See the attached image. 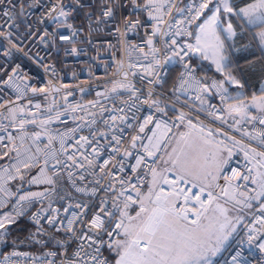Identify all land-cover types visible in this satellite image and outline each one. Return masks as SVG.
<instances>
[{
    "label": "built area",
    "instance_id": "2783aa9c",
    "mask_svg": "<svg viewBox=\"0 0 264 264\" xmlns=\"http://www.w3.org/2000/svg\"><path fill=\"white\" fill-rule=\"evenodd\" d=\"M13 2L15 3L16 0ZM29 2L30 0H25L26 4ZM58 2L65 6V10L71 9L74 4V0H40L42 6L31 8L25 18L16 21L20 25L19 28L10 29L8 25L12 21L7 20L6 17H0V24L3 25L0 31H12L14 33L12 39L20 49H23L20 51L13 48L11 54L5 56L4 52L11 48V45L0 39V79L6 80L7 76L4 72L11 74V70L19 65V78L15 83L25 93L21 95L12 87L0 85V104L5 105L0 108V137H3V140H0V185L8 190L0 191V212L7 211L14 215L20 208L17 203L19 195L26 192H41L51 187L45 184L29 183L31 176L37 175L39 167L43 166L45 152H55L58 158L68 165L72 164V161L67 159L71 155L83 164V167L73 166L68 169L60 166L63 179L56 185L55 192L46 199H34L31 206L27 208L26 215L17 219L26 221L32 227V232H35L36 225L30 219L31 213L41 207L48 208L49 204L52 209L58 210L55 215L59 220L64 221V226L69 219H73V212L80 214L87 211V218L90 219L94 212L99 211L102 200L107 201L110 209L114 202L118 203L122 209L126 197L120 196L117 199L118 193L122 190L119 180L123 178L126 181L123 188L127 189V194L133 195L134 198L135 192L127 181L131 180L141 192L146 189L151 175H145L147 168L143 165L137 168L136 172L132 171L136 157L144 155L142 145L148 144L147 137L152 136L153 131L156 133L153 143L156 139L161 141V151L157 153V157L163 155L175 130L183 125L178 119L181 113H184L192 123L212 130L215 136L225 141L232 149L233 155L226 174L231 175V168H236L242 174H246L248 168H253V164L246 160L241 146L250 150L256 149L257 152L264 151V145L261 144L264 136L260 135L264 133V124L260 123V119L264 116H258L255 119L246 117L242 121L229 117L227 115L228 94L222 99V94L211 87L219 80L212 77L206 81L198 67L191 63L194 55L191 59L184 57L181 61L179 57L173 56L170 50V40L177 28L194 34L175 37L178 41L182 44H195V27L203 16L189 24L188 11L178 10L198 6L201 0H157V3L164 4V8L159 13L153 11V15L158 16L162 21L159 23L150 19L148 11L143 8L148 0H137L142 6L140 9H133L128 6V0H123L125 7L117 13V19L121 15L128 17L129 13H133L131 18L138 17L142 23L141 27L129 32L126 37L116 33L115 26L111 22L107 26L101 25L99 32L93 31L89 35L87 13L95 12L98 15L104 0H80L83 8L75 5L76 11L72 12L68 20L73 27L57 28L55 23L47 19L46 14ZM215 2L217 0H212L209 8ZM8 7L5 0L3 4H0V12ZM207 11L206 9L205 13ZM41 16H44L45 22L39 25V31L34 36L22 41L16 39V36L26 31V24H31L35 29L37 25L34 21ZM154 24L160 28V32L153 37L152 47L157 50L155 53L147 44ZM74 29L78 30L75 36L72 35ZM45 31L48 33L56 31L57 35L53 38L51 35H44ZM61 35L68 36L69 39L61 40ZM41 36L43 41L40 39ZM165 41L168 43L166 44ZM73 47L77 49L75 53L72 52ZM169 57L171 59H168ZM157 60L160 61L159 64L156 63ZM166 60L167 63H165ZM185 62L192 69L190 73L184 68ZM173 73L176 75L175 82L165 90L166 83ZM149 80L152 83H149ZM198 81L200 83H197ZM120 84L133 86L135 96L139 99L132 97L131 88L119 87ZM204 85L208 86L210 95L203 90ZM114 87L115 91H113ZM32 88L44 91L34 94L31 91ZM150 91L151 97H149ZM207 95L211 98L210 100L206 99ZM145 99H149L148 104L143 103ZM151 100H157L159 107L165 110L164 113L158 112L156 106L151 104ZM36 104L40 107L36 108ZM13 107L17 109L15 122L7 111L8 108ZM21 108L23 112L19 111ZM57 113L61 115L57 117ZM150 114L153 115V123L147 124L145 132L140 133V125ZM113 116L116 117L115 120L112 119ZM217 116L221 119H217ZM21 119L35 120V123H25L24 128L21 129L19 125ZM42 121L49 122L42 127ZM156 121L161 123L160 128H155ZM73 129L75 131H72ZM33 133H40L39 140H34ZM9 135L14 139L9 140ZM136 135L143 139L138 140L136 148L133 149L131 138ZM21 136L24 137L23 146H21ZM50 136L53 137L51 144L48 143ZM81 136L88 137L91 143H85L80 139ZM113 136L120 140L119 144ZM233 141H240V143L234 144ZM14 145L20 149L18 158L13 151ZM37 147L41 149L39 153H36ZM28 148H31L30 153L26 151ZM93 149H101L100 156L96 158L98 164L110 156L113 157L108 168L112 170L114 176L101 180V185L107 188V185L111 183L115 191L112 189L104 191L95 183L99 176V169L89 166L83 158L87 156L88 159H94ZM113 149H119V151L113 152ZM126 151H131L132 156H126ZM32 154L40 157V165L24 169L22 162ZM52 163L54 161H50L48 175L53 174ZM148 163L151 164L152 160L149 159ZM113 164L116 165L115 168H112ZM121 164L124 168L123 172L119 170ZM13 165L19 166L25 175L22 187ZM153 166L157 167V164ZM68 171L73 173L72 180L68 178ZM10 175L17 178L10 179ZM166 175L169 179H174L171 173ZM81 176L84 178L81 179ZM218 183L223 184V180ZM239 183L246 182L239 181ZM163 186L167 191L168 185ZM94 188L97 191L93 192ZM253 188L256 187L247 182V189L241 188L240 191ZM77 189H84V191H77ZM215 191L218 192L219 189ZM78 203L88 205V209L77 208ZM66 208L67 212L64 211ZM258 208L257 201L253 211L241 212L247 220L216 264H232V258L237 253L240 254V264H264V250L259 247V244L264 243V239L257 238L249 242L248 238L254 219L259 215ZM112 210L115 211V209ZM41 215L43 216L44 213ZM118 216L117 212L116 217H113V223ZM40 223L49 232L54 231L53 228H49L46 219H41ZM75 227L79 229L81 225L77 223ZM255 227L260 226L255 225ZM253 235L259 237L262 233H253ZM58 236L67 238L63 230L58 233ZM43 239L47 240L48 237ZM28 242L36 246L38 251L9 248L0 256V264H47V261L52 260L59 264L63 259L62 255L55 257L48 255L49 252L57 250L54 242L47 244ZM75 247L76 244H72L68 253L71 254ZM104 255L106 256V251Z\"/></svg>",
    "mask_w": 264,
    "mask_h": 264
},
{
    "label": "snow or ice",
    "instance_id": "6c2138e0",
    "mask_svg": "<svg viewBox=\"0 0 264 264\" xmlns=\"http://www.w3.org/2000/svg\"><path fill=\"white\" fill-rule=\"evenodd\" d=\"M4 2L5 0H0V4ZM7 3L9 7L0 12V17H6L7 20L12 21L8 25L10 29L20 27L16 21L20 18H25L28 10L36 6H42L40 5V0H30L27 4L25 0H16L15 3L13 0H7ZM211 3L212 0H201L198 6L178 10L180 12L188 11L190 17L188 19L189 24L205 15L206 9L211 12V15H207L197 25L198 31L195 33V44H182L178 41L175 37H182L185 34L192 36L194 34L191 31L185 32L177 28L172 34L173 38L170 40V50L173 56H177L183 61L184 57L191 59V56L197 52L204 55V58L207 59L206 51L208 48H211L216 71L223 75V79L214 82L211 87L221 93V98L224 99L228 93V88L225 85L243 87L241 81L230 70L232 60L229 51L233 45H229L227 42L235 37L237 33L230 20L227 26L223 27L220 16L221 7L220 5H215L213 8H209ZM75 5H80L83 8L80 0H74L73 7L69 10H65V6L58 2L56 6L47 12V19L55 23L57 28H72L73 26L68 23V20L72 12L76 11ZM222 5L225 14L229 16L233 14L234 9L228 3V0H222ZM128 6L133 9H140L142 7L137 0H128ZM124 7L123 0H104L103 7L98 15L95 12L87 13L89 35L93 31L99 32L101 25L107 26L110 22L115 26V32L119 33L121 37H126L129 32L141 27L142 23L138 17L136 19L131 18L133 13H129L128 17L121 15L117 19V13ZM143 8L148 11L150 19L157 21V23L162 22L158 16L153 15V11L159 13L164 8L163 3H157V0H148ZM235 15L240 19L246 18L248 25H255L258 22L264 26V0H258L257 3L240 8ZM44 22V16L37 17L34 21L37 27L34 29L31 24H26V31L16 36V39L22 41L34 36L39 31V25ZM0 27H3V25L0 24ZM77 31L74 29L72 35L75 36ZM159 32L160 28L154 24L152 34L147 39V44L153 53L157 51L152 47L153 37ZM13 35L12 31H0V39L7 41L11 45V48L4 52L5 56L10 55L13 48L20 51L23 50L14 42L12 39ZM44 35H51L54 38L57 32L48 33L45 31ZM257 36L261 43V55L264 56V31L257 33ZM40 39L43 41V36ZM60 39L68 40L69 37L61 35ZM89 42L91 41L89 40ZM165 43L167 44L168 41H165ZM76 51L77 49L73 47L72 52L75 53ZM168 59H171V57ZM156 63L159 64L160 61L157 60ZM165 63H167V60ZM19 67L17 65L13 68L11 74L5 71L4 75L7 76V79H0V85L12 87L17 92H20L21 95H24V91L15 83L16 79L19 78ZM184 68L189 73L192 71L186 62L184 63ZM149 83H152V81L149 80ZM197 83L200 82L198 81ZM118 86L131 88L132 97L139 99V97L135 96L133 86L125 84ZM25 87L27 88V86ZM203 90L208 91V86L204 85ZM31 91L35 94L44 90L32 88ZM113 91H115V87ZM262 91H264V86H262ZM151 95L150 91L149 97ZM256 99L254 96L253 100L255 101ZM259 99L262 103L257 106L264 112V96H261ZM143 103L148 104L149 99H145ZM151 104L156 106L158 112L164 113L165 110L159 107L157 100H151ZM35 106L36 108L40 107L39 104ZM3 107L5 105L0 104V108ZM227 110L230 114L235 113L241 116L245 113V108L242 105H229ZM7 111L12 121L15 122L17 109L13 107L8 108ZM19 111L23 112V109L21 108ZM59 115L61 114L57 113V117ZM216 118L221 119L219 116ZM112 119L115 120L116 117L113 116ZM178 119L183 121L185 114L181 113ZM48 122L42 121L41 126L43 127ZM25 123H35V120L25 121L21 119L19 121L21 129L24 128ZM151 123H153V115L150 114L144 123L140 125L139 132L144 133L145 126ZM260 123L264 124V118L260 119ZM188 124L191 128H196V125L192 124L191 120L188 121ZM160 127L161 123L156 121L155 128ZM72 131H75V129ZM188 135L180 133V140L185 141V147H173L171 152H166L167 159L163 155L157 157V153L161 151V141L156 139L155 143H153V139L156 137L155 131H153L152 136L147 137L148 144L142 145L144 155L136 157V163L132 166V171L136 172L137 168L141 165L147 168L145 175L150 174L152 177L148 191L147 193H142L136 184L129 180L127 184L135 192L134 198L133 195L127 194V189L123 188L126 181L121 178L119 183L122 186V190L118 193L117 199L120 196L126 197L122 209L115 202L110 209L107 201L102 200L99 211L94 212L90 219L87 218V211L80 214L73 212V219H69L67 225L64 226V221L59 220L58 216L55 215L58 210L52 209L51 204H49L48 208L41 207L31 213L30 219L35 223L36 230L35 232H30L24 239L42 244L54 242L57 250L49 252L48 255L53 257L62 255L63 259L60 260L59 264H112V261L104 255L105 251L115 253V264H215L214 257L220 251L223 242L236 230V223L242 219L239 215L233 218L230 213L232 211L240 213L245 208H253L252 201H258L259 215L255 217L253 227L249 230V242L257 238L264 239V171L259 170L264 169V151L257 152L256 149H251V155L248 151L244 153L248 163L253 164L257 169L255 176L252 175L253 168H248L246 174H242L236 168H231V175H228L226 174V170L233 153L225 141H217L212 130L209 129L205 132L203 127L199 128L198 135L190 143L187 140ZM260 135L264 136V133H260ZM33 136L34 140H39L40 133H33ZM8 139L13 140L14 138L9 135ZM20 139L22 141L21 146H23L24 137L21 136ZM52 139L53 137L50 136L48 140L49 144H51ZM80 139L85 141V143H91L88 137L81 136ZM113 139L116 140L117 144L120 143L117 137L113 136ZM142 139L143 137L139 135L132 136L131 148L135 149L137 141ZM0 140H3V137H0ZM179 143L180 141H177L178 145ZM233 143L239 144L240 141H233ZM261 144L264 145V139L261 140ZM13 151L16 152L18 158L20 156L19 147L14 145ZM26 151L30 153L31 148H28ZM40 151L41 149L37 147L36 153ZM118 151L119 149H113V152ZM93 152L94 159H88L87 156L83 158L89 166L99 169V176L95 180V183L100 185L104 191L108 189L115 191L111 183L107 185V188L101 185V180L114 176L112 170L108 168L113 157L110 156L98 164L96 158L100 156L101 149H93ZM125 155L132 156V152L126 151ZM67 159L72 161L71 165L61 161L55 152L44 153L43 166L39 167L37 175L31 176L29 183L45 184L51 187L45 188L41 192H26L19 195L17 201L20 206L19 211H16L14 215H0V229L3 230V232H0V241L4 239L5 234L8 232V225L16 223L19 217L25 216L27 208L31 206L34 199H46L55 192L56 185L63 179L60 166L68 169L73 166L83 167V164H80L73 156L69 155ZM149 159L152 160L151 164L148 163ZM50 161H54L51 164L52 175H48ZM40 162V157L32 154L22 163L24 169H31L39 166ZM161 162L163 164L161 169L153 166ZM12 167L15 168L22 187L25 175L21 172L19 166L13 165ZM115 167L116 165L113 164L112 168ZM119 170L121 172L124 171L122 164ZM166 173H171L174 179H169ZM17 176L10 175L9 178L16 179ZM68 178L69 180L73 178L71 171H68ZM80 178L83 179L84 177L81 176ZM220 180H223V184L218 183ZM239 181L246 183L240 184ZM247 182L256 185V188L240 191L241 188L247 189ZM163 185H168L167 191ZM194 189L196 191H193ZM215 189H219V191L216 192ZM0 191L7 192L8 190L3 185H0ZM77 191L82 192L84 189H77ZM95 191L97 189L94 188L93 192ZM221 200H223V203L220 202ZM134 204H139V211L136 212L135 216H130L127 210ZM228 205H231V207ZM76 207L88 209V205L86 204L78 203ZM112 209H115V211ZM64 211L67 212V208ZM209 211H211V215H207ZM117 212L119 216L113 223V217H116ZM41 213H44V215L42 216ZM41 219H46L47 225L49 228H53L54 231L49 232L48 229L44 228L40 223ZM126 220L128 223L125 222ZM133 221H136V223H132ZM57 223H59V227H57ZM77 223L81 225L79 229L75 227ZM255 225H259L260 227L257 228ZM61 230L67 234V238L58 236ZM253 233H262V235L257 237ZM121 235L124 237L123 239L119 238ZM38 237L40 239H37ZM44 237H48V239L45 240L43 239ZM15 243L16 241H13V244ZM72 244H76V247L69 254L68 249ZM259 247L261 250H264V243L259 244ZM239 257V253L233 256L232 264H240ZM47 264H56V261H47Z\"/></svg>",
    "mask_w": 264,
    "mask_h": 264
},
{
    "label": "rangeland",
    "instance_id": "374dc122",
    "mask_svg": "<svg viewBox=\"0 0 264 264\" xmlns=\"http://www.w3.org/2000/svg\"><path fill=\"white\" fill-rule=\"evenodd\" d=\"M257 1L253 2V3H257ZM228 3L233 7L234 9V12L233 14H231L230 16L228 14H225L223 12V5H222V0H217V2H215L210 8H213L215 5H220L221 7V13H220V16H221V21H222V25L223 27H226L227 26V23L229 22V20L231 21V23L233 24L232 20L235 19L238 23V25L242 28V29H245V28H254V27H257V26H260V24L257 22L255 25H248L246 23V18L245 19H240L238 18L235 13L237 11H239V9H235L234 7V3H233V0H228ZM251 3V4H253ZM247 7V6H245ZM245 7H242V8H245ZM209 12V13H208ZM206 13H208V15H211V12L210 11H207ZM205 13V14H206ZM207 16V15H206ZM205 16V17H206ZM204 17V15H203ZM202 17V18H203ZM205 17L203 18V20L205 19ZM202 20V21H203ZM201 21V22H202ZM234 26V25H233ZM234 29H235V26H234ZM264 30V29H263ZM261 30V31H263ZM198 31V29H196V32ZM236 31V29H235ZM195 32V33H196ZM237 33V32H236ZM236 37H233L231 40H229L227 43L229 45H233V47L230 48V51H229V55H230V58L232 60V64L230 65V70H232V66H235V68L238 69V66L236 67V65L241 61L240 58L238 57V55L242 52L243 48H240V45H239V41L236 40ZM259 39V38H258ZM196 43V42H195ZM198 56L197 55H194L193 58L191 59V62L196 65L200 71V74L203 78L205 79H208L209 78V75H210V69H212L215 74L217 75V77L219 78V80H222L223 79V75L220 73V72H217L216 71V65L213 63V52H212V49L211 48H208L207 51H206V55H207V59L204 58V55H201V53L198 52ZM227 88H228V91H230L229 89L232 88V86L234 85H225ZM230 103V102H229ZM228 103V104H229ZM233 103V102H231ZM230 103V104H231ZM188 119L185 117V119L182 121L183 125L181 127H179L178 129L175 130L173 136H172V139L166 149V151L164 152L163 156L165 159H167V155H166V152H171L172 148L173 147H185V141H181L180 140V133H185V134H189L187 136V140L188 142L190 143L192 139H194L197 135H198V130L199 128L203 127L205 132H207L209 129L203 125H198V124H194L196 125V128H191L188 124ZM215 136V135H214ZM215 139L217 141H221L220 138H218V136H215ZM177 141H180L179 145L177 144ZM163 167V164L162 162L161 163H158L157 164V168L158 169H161ZM260 171H264V169H259ZM256 171L257 169L255 167H253V172H252V175L255 176L256 175ZM152 179V177H151ZM151 179L146 187V189L144 191H142V193H147L148 191V187H149V184L151 182ZM221 203H223L222 201H220ZM256 202L257 201H252L254 207L251 208V209H247L245 208L244 210L246 211H253L255 209V205H256ZM147 204V202H146ZM229 207H231V205H228ZM128 214L130 216H135L136 215V212L139 211V204H137L135 207H130L128 210ZM4 214H10L9 212L7 211H3V212H0V215H4ZM211 211H209V213H207V215H211ZM230 215L235 218L237 215H239L240 217H242V219H240V221L238 223H236V230L223 242L221 248H220V251L217 253L216 257H214V261H215V264L220 260V258L223 256V254L225 253V251L227 250L230 242L232 241V239L234 238V236L239 232V230L241 229L242 225H244V223L246 222L247 218L244 214H242L241 212L240 213H237L236 211H232L230 213ZM126 223H128V221L126 220L125 221ZM235 222V220H234ZM132 223H136V221H133ZM9 226V225H8ZM0 232H3L2 229H0ZM7 235V233L5 234V236ZM124 237L121 235V238L120 239H123ZM3 242H5V239H3L2 241H0V247L1 245H3ZM106 256L115 264V253H110L108 251H106Z\"/></svg>",
    "mask_w": 264,
    "mask_h": 264
},
{
    "label": "trees",
    "instance_id": "16d2710c",
    "mask_svg": "<svg viewBox=\"0 0 264 264\" xmlns=\"http://www.w3.org/2000/svg\"><path fill=\"white\" fill-rule=\"evenodd\" d=\"M255 1L257 0H233V3H234L235 9L238 10ZM208 13H206L204 17L208 15ZM203 18L200 19L198 23L196 24L195 32L197 29V25L201 23ZM232 22L237 32L236 40L239 41L240 48H243L242 52L238 55L241 61L236 65V67L238 66L239 68L237 69L235 68V66H232V70H235L234 73L237 77L239 73L243 72L242 69L240 68L247 66L250 63H252L253 65L256 64L257 66L256 70L259 72L254 78L256 81L255 91H257L260 82L264 79V61L259 60L260 58H263L264 56L261 55V52L259 48L257 47L256 33L260 31L261 29H263L264 26L260 25L254 28L248 27V28L242 29L238 25L235 19H233ZM209 71H210V75H209V78L206 79V81L212 77H215L219 80V78L217 77V75L212 69H210ZM175 76H176L175 73H173L170 76L168 82L166 83L165 90L170 88L173 85V83L175 82ZM252 91L254 90L253 89L248 90V92L250 93V96L252 95L251 94ZM30 232H32V227L24 220H17L16 223L9 225L7 235L4 237L5 242H3V245H1L0 247V256H2L6 252V250H8L9 248L19 249V250L31 249L33 251H38L36 246L32 245L31 243H29L27 240L24 239ZM13 241H16V243L13 244Z\"/></svg>",
    "mask_w": 264,
    "mask_h": 264
},
{
    "label": "crops",
    "instance_id": "0c3cea01",
    "mask_svg": "<svg viewBox=\"0 0 264 264\" xmlns=\"http://www.w3.org/2000/svg\"><path fill=\"white\" fill-rule=\"evenodd\" d=\"M264 29V28H263ZM261 29V30H263ZM258 31L257 33L261 32ZM264 31V30H263ZM256 33V41H257V47L259 48L260 52H261V43L258 39ZM260 61H264V57L259 59ZM251 65V66H250ZM251 67V68H250ZM239 68V67H238ZM242 73H239L237 75V79H239L241 81V84H243V87H238L237 85L232 86L231 89H229L230 91H228V99L229 102H233V103H229L227 106V109L229 107V105H234V106H244L245 108V113L243 114V116L235 114V113H229L227 110V115L229 117L235 118L239 121L244 120L246 117H251L253 119V117L257 118L258 116H264V112H262L260 110V108L257 105H260L262 103V101L259 99L261 96H264V91H262V86H264V79L260 82L259 87L257 89V91H255V77L257 75V73H259L256 69L257 66L256 64H252L250 63L247 66H244L242 68ZM260 69V68H259ZM235 70H233V74ZM257 79V78H256ZM253 89L254 91L251 92V96L250 93L248 92V90ZM256 97L257 99L254 101L253 97ZM208 97V98H207ZM206 99L210 100L211 98L207 95ZM242 150L244 151H248L249 154L251 155V150L248 148H245L243 146H241ZM254 167V165H253ZM253 185V184H252ZM254 187H256V185H253ZM258 190V189H257Z\"/></svg>",
    "mask_w": 264,
    "mask_h": 264
},
{
    "label": "water",
    "instance_id": "95a60500",
    "mask_svg": "<svg viewBox=\"0 0 264 264\" xmlns=\"http://www.w3.org/2000/svg\"><path fill=\"white\" fill-rule=\"evenodd\" d=\"M194 55H197V56H198L199 54H198V52H197V53H195ZM206 93H207L208 95H210L209 90L206 91Z\"/></svg>",
    "mask_w": 264,
    "mask_h": 264
}]
</instances>
